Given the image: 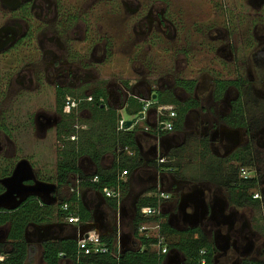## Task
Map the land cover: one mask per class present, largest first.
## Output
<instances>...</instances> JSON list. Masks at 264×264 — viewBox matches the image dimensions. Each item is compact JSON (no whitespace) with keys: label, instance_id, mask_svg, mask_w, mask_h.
<instances>
[{"label":"rangeland","instance_id":"obj_1","mask_svg":"<svg viewBox=\"0 0 264 264\" xmlns=\"http://www.w3.org/2000/svg\"><path fill=\"white\" fill-rule=\"evenodd\" d=\"M131 1L125 2L128 8H134L138 3L142 8L152 4L155 0ZM165 1L169 4V11L172 12V15L176 18L179 17L178 20L182 21L181 24H174L176 28L175 39L166 40L163 33L160 30L155 31L154 27L150 32L147 28L139 30L138 26L135 25L136 18L134 15L137 12L127 11L120 0H60L59 9L53 11L46 23L40 25L38 20L32 19L29 24L31 27L42 26L41 32L38 33L34 30L37 40L33 42L30 40L27 46L7 50L8 54L0 58V84L2 85L0 88L4 86L5 89L3 93L4 103L1 108V117L3 116L4 119L2 121L0 118V123L5 122V126L9 130L8 133L0 130V165H3L6 159L11 165L15 161L26 159L35 170L38 180L52 181L55 178L56 166L59 161L58 153L68 146L67 142L57 134L59 127L65 124V120L63 118L61 121L56 110L58 101L55 94L56 84L53 78L51 80L49 78L50 83L42 80L41 77L44 74L41 72L42 70L38 73L34 68L21 71L22 67L28 65L34 67L33 65L36 64L37 67L39 65L42 67L48 63V59L43 55L49 51L57 54L58 58L55 59H58L59 62H56L55 66L58 68L63 64L62 62L69 60L73 63L80 61L88 65L92 64L93 69H95V76L101 79L97 84H87L85 87L67 91L69 98L65 103L63 112L69 110L66 106L70 104L69 107L75 117L73 124L75 128L84 127L88 129L91 115L87 107L79 108V104H72L71 99L79 100L84 97L86 99L88 95L102 89L106 94V107L114 109L122 104L124 92L128 94H131V91L134 93L143 92L145 85H141L139 79L145 78L146 84L154 91L158 87L156 82L159 79L167 82V78L163 77L165 74H171L173 77L175 76V79L179 77L195 79L198 82V89L194 97L197 95L201 98L206 116L219 124V116L225 112L228 101L235 98L236 92L233 88H229L222 99L213 104L211 98L212 80L218 78L231 80L241 76L242 80L251 82L253 89H245L242 92L247 108L246 119L252 130L247 145L252 156L249 158L251 163L247 168L255 170L259 183H264V99H260L259 92L256 91L259 86L256 85L255 71L250 64V56L258 48L256 43H259L257 37L260 35H256L257 32L255 33L253 27L247 25V22L244 23L245 25L240 24L244 14L243 11L240 12L239 1H236L235 5H230V0ZM227 6L233 8L231 15L232 20H235L230 35L232 41L224 36L223 29L228 14ZM55 15L57 17L54 18ZM8 18V12L0 5V28ZM248 20L250 21L249 17ZM134 26L137 32L148 33L147 39L143 38L144 42L141 44L138 42L140 36H136L139 34H136L133 29ZM173 31L174 29L169 28L170 37H173ZM214 36H217L215 41L213 40ZM47 38H53L55 44H48ZM40 40L44 43V50H41L38 44ZM247 43L248 46L245 45ZM228 49L239 59V61L233 62L234 65L224 58ZM144 60L148 61L145 63ZM58 71L59 69H55L52 72L54 75H58ZM6 76L9 78L8 82L6 78L4 80ZM36 77L39 79L35 80ZM7 86L8 89H6ZM86 91L87 94L85 95ZM175 93L180 101L188 97L187 93L178 89ZM190 96L193 97V94ZM117 113L124 120L128 119L124 112L120 113L118 110ZM197 113L196 118L198 120H195V115L192 117V114L188 119L193 120V123L199 122L203 116H201L202 113ZM187 130L189 128H183L181 133ZM179 136L176 138V143L182 141ZM184 136L188 138L185 147L187 151L183 157H180V160H173V164L177 165L178 163L177 177L181 178L182 187L192 188L197 186V181L192 179L191 169L196 166L195 162H198V154L193 148L200 149L201 141L195 135ZM190 140H194V142ZM174 143L175 137L165 140V145L170 146L171 149H169V154L176 151L171 148ZM222 154V150H217L213 157L224 162L222 164V171L224 172L230 163H226L227 159L220 157ZM181 155L183 154L181 153ZM233 166H236L235 163ZM247 168L237 170L239 177L241 169ZM93 171L87 175L93 174ZM223 172L222 175L224 176ZM70 182L71 184L74 183L71 180ZM198 182L201 183V186L203 184H215L219 189H225L220 188V185L215 182ZM57 190V199H60L61 196L65 197L69 192L67 187L60 190L57 187ZM182 191V188H178L173 192L178 195ZM253 191L258 194L256 188ZM226 194V191L222 193L225 198H227ZM131 201L134 200L128 202L131 203ZM169 202L172 203V201ZM132 205L133 203L129 204L126 211L128 212V220L122 221V229L127 237L128 247L136 248V242L132 237V223L129 221L134 213ZM163 207L165 211H168L170 205L168 203ZM250 209L252 208H245L241 212L244 211L249 216L251 215V224L259 232L264 243V197L262 203H259L252 214ZM173 210L175 211L174 205ZM148 224L153 225L154 222ZM179 227L181 226L179 225ZM152 232L153 230H150L151 235ZM166 241L169 244L174 242L173 239H166ZM166 258V263L168 258H174L173 264H181L182 262V256L175 251H170Z\"/></svg>","mask_w":264,"mask_h":264},{"label":"trees","instance_id":"obj_2","mask_svg":"<svg viewBox=\"0 0 264 264\" xmlns=\"http://www.w3.org/2000/svg\"><path fill=\"white\" fill-rule=\"evenodd\" d=\"M237 83L217 80L215 81V94L220 97L227 85H237ZM176 86L191 94L194 82L192 80H177ZM91 97L94 101L79 103V108L87 107L90 111L91 122L88 124L89 128H75L73 125L75 117L72 109L68 114L63 115L62 119L64 118L65 124L60 126L58 135L67 142L68 146L58 153L59 161L56 166L54 180H40L54 183L60 190L68 186L70 178L74 176L81 187L86 186L100 193L104 189L115 190L118 187L121 196L127 185V181L121 182L119 174L123 171L128 174V172L137 169L142 164L138 155L135 130H120L119 122L121 116L115 109L101 106L102 104L99 102V99L106 97L104 90L96 91ZM64 99L65 94H60L59 92L57 101L58 112L62 113V109L65 106ZM153 102L155 103L153 107L157 105H171L175 107L178 116L173 122V131L182 130L186 113L196 107V103L193 100L189 99L184 104H180L167 92L158 93L156 100H153ZM142 105L138 99L129 97L125 113L127 116H137L141 111ZM240 108V105L233 106L231 115L225 118L228 126H245L241 118L242 111ZM81 125L83 126V124ZM70 137H75V139L70 140ZM200 145L199 154L204 161H207L205 171L209 174V181L215 182L225 188L229 201L236 207L248 206L257 208L259 202L252 199L250 192L256 181L251 179L243 180L237 172L239 168H247L250 165L251 160L249 158L252 156L250 148H240L230 155L226 162L230 163V166L223 172L222 164L224 162L216 160L210 154L205 142L202 141ZM125 149L132 152L133 155L129 156ZM111 150L114 152V163L110 169L106 170L101 168L99 163L103 154ZM84 155L88 156L96 168L95 172L89 176L84 175L77 166V159ZM172 158L169 156L165 157V162L159 164V167L177 172L178 163L177 165L173 164V160H176V158ZM234 163L236 166H233ZM176 168L177 170H175ZM9 174L10 169L0 167V178H5ZM94 177L97 178V181L91 182ZM151 192L155 193L156 191L152 190ZM109 201L115 208L117 200L113 198ZM161 202V199L152 196L142 197L135 204L136 215L132 223V234L139 247L121 251L117 256H113L117 253V236L114 232L105 237H100L101 243L108 250L106 254L88 256L83 261L87 264H161L166 255H159L153 249L156 239L145 237L138 232L142 224L154 222L159 224V234L164 238L168 252L176 251L182 256L183 260L181 264H200L201 259L205 260V264H214L212 243L201 230L197 228H188L183 231L176 230L168 224L166 216L161 214V212L153 218L144 219L139 216V211L142 208H159ZM63 205L67 206L66 211L62 210ZM69 216L78 218L79 223L91 220L90 212L80 203L75 189H73L69 196H61L56 204H43L35 198H29L14 211L7 212L0 210V228L8 225L5 239L0 240V256H4L0 264H24L28 260L31 250L24 240V232L27 226H44L53 223L62 224L64 218ZM166 239H173L174 242L169 244ZM41 249V258L44 264H59L62 258L68 259L72 264H76L75 261L78 254L76 238H61L54 242L45 241L41 244ZM201 251H205V254L200 255ZM240 264L262 263L243 260Z\"/></svg>","mask_w":264,"mask_h":264},{"label":"flooded vegetation","instance_id":"obj_3","mask_svg":"<svg viewBox=\"0 0 264 264\" xmlns=\"http://www.w3.org/2000/svg\"><path fill=\"white\" fill-rule=\"evenodd\" d=\"M59 1L60 0H0V5L2 6L3 9H6V12H8L9 14V18L0 28V58H3L5 55L8 54L6 52L7 50L9 51L17 47L27 46L29 45L30 40H32V42L36 41L37 37H35L34 30H36L39 33L42 31V26L31 27L29 25L31 23L30 21L32 19L38 20L41 23L40 25L46 23L49 17L52 15L53 11L59 9L58 6ZM120 1L121 3H123L127 11L133 13L137 12L136 15L134 16L136 18L135 25L138 26L139 30H141L142 28L144 29L147 28V30L150 32L155 28L154 29L155 31L160 30L163 33V36L166 40H169L170 38L175 39L176 28L174 24H181L182 21L178 20L180 19L179 17L176 18V16L172 15V12L169 11L170 6L169 4L166 3L165 0H155L153 1L152 4H149L148 6L147 5L143 6L142 8L139 3L134 8H128L125 5V2L131 0H120ZM236 1L240 2L239 9L240 12L243 11L244 14L240 21V24H244L245 22H247V25L253 27L255 33L257 32L256 35L258 36L260 35L259 37L256 36L259 41V43L258 42L256 43L258 48H256V50L251 54L250 64L252 65V69L255 71L256 81H257L256 85L257 87L259 86V88H257L256 91L259 92L258 93L259 98L264 99L263 98L264 97V0H230V5L232 4L235 5ZM227 9H228L227 11L228 14L225 19V24H224L225 26L223 27L224 36L227 37V39L229 38L230 41H232V37L230 35H231V29L234 26L233 22L235 20L234 21L232 20L233 18L231 15L233 8L227 6ZM55 17H57V15H55L54 18ZM248 17L250 21L248 20ZM67 21L68 20L66 19V22ZM168 27L171 28V30L174 29V31L172 32L173 37H170L171 33H169ZM133 29L136 31L135 26L133 27ZM136 34H139L136 35L137 37L140 36L138 38V42L140 44L141 42H144L143 40L148 35V33L144 31H138V32L136 31ZM216 37L217 36L213 37L214 41L217 40ZM52 39L53 38H47L48 44L51 45L55 44ZM38 44L41 50L42 49L44 50L43 41L41 40L38 41ZM245 45L248 46L249 44L247 43ZM55 46L57 48V45ZM56 55H57L56 53H51L48 51L45 55H43L45 58L48 59L49 61L48 63L44 64L42 67H40V65L39 67H37L38 65L36 64L33 65L34 67L28 65L27 67H22L21 71L25 69L32 70V68H34L35 71L38 73L42 70L41 72L42 73L44 72L43 74L44 76L42 75L41 78L47 83H50L51 78H53L56 84L55 94L57 95V97L59 92L60 94L62 93L65 94L66 98L63 101L64 103H66V101L68 100L69 96H67V93L72 91L71 89L73 90L79 89L83 86L85 87L87 84L94 85L97 84L98 81H101L99 77L95 76V72H94L95 69H93L92 64L88 65L80 61L79 63L78 62L73 63V61L69 60L70 62L69 61L62 62L63 64L58 68L57 66H55V63L59 62L58 59H55L58 58V56ZM224 58L226 59V61H231L233 65L236 61H239L237 56L233 54V52H231L230 49H228V52L226 53ZM144 61L146 63L148 60H144ZM55 69H59L58 75L57 74L54 75V73L52 72ZM163 77L165 79L167 78L166 80L167 82L165 83L161 79H159L158 82H156V85L158 87L155 88L154 91L151 90L153 95L157 97L158 93L167 92L170 94V96L173 97V99H175L180 104H184L186 101L191 99L196 103V107L189 110L192 114V117L195 115L194 119L198 120V118H196V114H198L197 112L202 113L201 116L203 117L200 119L199 122L193 123V120H190L188 126L189 130L186 131L185 134L186 136H189V134L192 136L194 135L197 136L198 140L206 143L207 148L213 154H215L217 150H222L223 154L220 157L225 159L229 158V156L232 155L238 149L248 147L247 145L249 143V138L251 137L252 130L248 126V120L246 119L247 108L242 97V92L245 89L246 90L253 89V87H251L253 86L251 82L248 83L247 80L245 81L242 80L241 76L239 78L231 79V80L220 79V78L212 80L213 91L211 98L213 104L221 100L223 95H225V93L228 92L229 88H233L234 91L236 92L235 98L233 100L228 101V107L226 108L225 112L221 116H219L220 123L217 124V122H215L213 119H210L208 118V116H206V111L204 110V107L202 105L203 101H201V98L197 97V95H195L194 97V94L198 89L197 88L198 82H196L195 79H183L180 77L175 79V76L173 77V75L171 74H165V76ZM5 78L6 81L8 82L9 81L8 76L4 77V80ZM38 79L39 77L35 78V80ZM144 79L145 78L141 80L139 79L141 85H145L144 90H142L143 92L134 93L133 91H131L132 92V93L130 92L131 94L124 92L125 96L122 98L123 100L122 104L119 107L114 108L116 111H118L123 104L126 107V103L129 97H133L135 99H140V100H145V99L152 100L151 96L153 95L148 92L150 86L146 84L147 81H144ZM177 80H192L194 82L193 90L191 93L193 94V97L190 96L191 94L187 93L181 87L176 86ZM217 80L234 82V83L238 82V83L237 85L236 84L227 85L223 90L222 95L218 97L215 94L216 93L215 81ZM0 87H2L1 84ZM6 89H8V86ZM176 89L184 91L185 93H187L188 97H186L183 101H180L176 96L175 93ZM131 90L133 89L131 88ZM4 91L5 89L3 86V88H0V118L2 119V121L4 119L3 116L1 117L2 114L1 108L4 103L3 101ZM86 94L87 91L85 95ZM88 97H91V95H88L86 99L84 97L83 98L84 100L80 98L79 100L71 99V101H73L72 104L75 103L79 104L81 102L87 103L94 101L92 97L91 100L88 101L87 100ZM106 101H107L106 97L103 98L101 101L99 100V102L102 104L101 106L104 107H106L107 104ZM235 105H240L241 107L240 108L242 111L241 118L242 121H244V125H245L243 127H230L225 122V118L231 115L232 108ZM63 109H62V113L58 112L57 104H56V110L60 115L61 121L63 115L68 114L71 110L69 109L67 112L66 111L63 112ZM175 113L177 117L178 112L176 110ZM80 129H87V128L81 127ZM0 130L3 131L4 133H8L9 130L7 126H5V122H3V124L0 123ZM58 132L59 130L57 131V134ZM17 162L18 161H15L11 165L6 159L4 160V164L0 165V167L3 168L7 167L8 169H10V174H11ZM33 171L36 175L34 169ZM245 172H246L245 179L242 176H240V178L243 180L251 179L256 181L254 187L251 188L250 192L253 200L262 203V199L264 197L263 195L264 183L262 182L261 184L259 183V179L256 175L255 170L247 168L245 169ZM220 188L223 189V187L221 186ZM254 188H256L258 194L254 193L253 191ZM222 191L225 192L226 189L221 190L218 187H216L215 184H205L202 185V187L183 188V191L180 194L170 196L169 199L176 204L175 211L172 210L171 213L168 214L170 224L173 225L172 227H174V229L183 231L190 228L191 223H194V221L197 219L196 220V222H198L197 226L193 228H197L201 230L207 236L208 240L212 243L214 264H236L237 262H239L240 264L243 260H249L252 262L264 264V259H262V257H264V243L262 242L261 235L256 230V228H253L250 219L251 215L249 216L244 211L241 212L243 209L250 207L248 206L241 208L236 207L235 205L231 204L227 194H226L227 198H225L222 195L223 193ZM2 192H3V188L1 187L0 193ZM181 197L183 202H185L184 204L186 205V211H182V209H180L179 207ZM199 200H204L205 204L207 205V212L203 215L202 219H201L202 209ZM38 201L41 202L40 200ZM254 209L255 208L250 209L251 214L254 211ZM179 225L181 227L178 228ZM101 234L103 233L101 232ZM203 252L205 254V251Z\"/></svg>","mask_w":264,"mask_h":264},{"label":"crops","instance_id":"obj_4","mask_svg":"<svg viewBox=\"0 0 264 264\" xmlns=\"http://www.w3.org/2000/svg\"><path fill=\"white\" fill-rule=\"evenodd\" d=\"M148 92L153 95L150 87H149ZM154 109L155 108L153 106L150 107L146 111V115L144 118L138 119L129 129H127L128 131L135 130V138H136L138 155L140 157V160L142 161V164L137 169L128 172L127 176H125L127 185L124 191L122 192V195L120 196V198L115 199L117 200L116 207L114 208L111 205V202L109 201L113 198H106L104 197L103 193H100L99 191H95L89 187H86V186L81 187L79 185V182L77 181V178L72 176L70 180L73 181L74 183L72 182L73 184H71L70 182L68 186H65L69 190L68 195H66L65 197L69 196V194L73 191V189H75V192L77 194V197L80 203L83 205V207L88 212H90L91 220L87 222L79 223L76 225L67 224L63 222L60 226H57V227H52V226L44 227V226H37V225L27 226L24 232V240L28 244L31 251H30L28 260L24 264H44L41 258V252H42L41 244L45 241L54 242L61 238H71V239L76 238L77 239V237L79 236L85 237L87 235H96V234L99 235L101 234V232L103 234L108 233V235L115 232L117 236L116 246L118 245L121 251H127V250L134 249V248L128 247L127 245L128 240H127L126 235L123 233V229H122V221L128 220V217H127L128 212L126 211L128 210L129 204L133 203L132 207L134 209V213L132 217H130L131 220H129L131 223H133L134 217L136 215V205L135 204L137 200H139L142 197H152V196H156L159 198V194L161 193L165 195H169V196H174V195H177V194H174L173 192L175 189H178V188L183 189L181 185V183L183 182L180 180L181 179L180 177H177V172L168 171L166 169L160 168L156 160L158 158H161V157L165 158L168 156L171 158L174 156L176 160H180V157H183L185 151H187L185 147L188 143V138L184 137L186 132L181 133V130L180 131L174 130L171 133H167L163 131H155L153 129H150V128H154V123H153V120L155 118ZM119 110H120V113L121 112L125 113L124 104L120 107ZM190 115H191V112L188 111L184 118L183 128H188L189 123H190V120L188 118ZM127 117L128 119H125V120L132 119L135 116L133 117L127 116ZM121 119L124 121V118L122 116H121ZM145 128H149L150 130L145 131L144 130ZM180 134L181 136H179ZM177 136H179V138L180 137L182 138L181 142L176 143ZM172 137H175V143L171 146V148H174L176 151L175 153L170 152L171 154H169L170 146L165 145V140L172 138ZM193 139H196V138H193ZM190 141L194 142V140H190ZM195 141H198V140H195ZM193 149H195V151L198 154V162H195L196 166H194L191 169L193 173L192 179L197 181L196 182L197 186H194V187H202L201 183H199L198 181L204 182V183L210 182L209 174L205 171V168L207 166L206 164L207 161H204V159L201 158L199 154L200 149H197V150L196 148H193ZM181 153L183 155L180 156ZM210 154L212 156H215V154H213L212 152H210ZM113 163H114V152L110 151L108 153V151H106L101 157L99 165L101 168L108 170L110 169V167H112ZM77 166L82 171V173L86 176H89L87 174L93 170L94 171L92 173H94L96 169L92 161L86 155L81 156L79 158L77 162ZM177 168L175 170H177ZM152 190H155L156 192L153 193L151 192ZM57 200L58 199L56 197V203H57ZM129 200H134V201H131L130 203L128 202ZM169 201H172V200L170 199L162 200L161 205H160V212L161 214L166 216L168 223L170 222L168 218V214L170 213L171 210H173V205L176 208V204L173 202L171 203ZM168 203L170 205V208L168 211H165L163 206ZM170 226L172 227L171 224ZM190 228H193V227L190 225ZM0 231H1L0 240L2 241L6 237V233L8 231V225L0 228ZM132 237H133V234H132ZM135 242H136V248L139 247L136 240ZM132 243L133 242H131V244ZM169 253L170 251L168 252V254ZM166 257L162 261L161 264H167L165 262ZM3 258L4 256H0V261H2ZM59 264H72V263L68 259L62 258L59 261Z\"/></svg>","mask_w":264,"mask_h":264},{"label":"built area","instance_id":"obj_5","mask_svg":"<svg viewBox=\"0 0 264 264\" xmlns=\"http://www.w3.org/2000/svg\"><path fill=\"white\" fill-rule=\"evenodd\" d=\"M88 101L91 100V97L87 98ZM100 101L102 99H99ZM139 102H141L142 108L141 111L139 112V114H142V118L145 117L146 115V111L155 105V103L152 100H140L138 99ZM72 105V104H71ZM68 109H70L69 104H67L66 106ZM155 109V118L153 120L154 123V128H150L153 129L155 131H163V132H167V133H171L173 132V122L174 119L176 118V113H175V108L171 105H157L156 107H154ZM68 111V110H67ZM141 118V119H142ZM119 129L120 130H125L123 129V120L121 119L119 122ZM149 128H145V131L150 130ZM75 137H70V140H74ZM125 151L127 152V154L129 156H132L133 153L130 152L129 150L125 149ZM157 164H162L165 162L164 157L158 158L156 160ZM169 171V170H168ZM245 170L241 169V175L244 179H245ZM125 176H127L126 172L123 171L119 174V180L121 182H126ZM97 178L94 177L91 182H96ZM103 195L106 198H114V199H119L120 198V190L117 187L115 190H110V189H104L103 190ZM159 198L162 200H168L170 198L169 195H165V194H159ZM63 211L67 210V206L63 205L62 207ZM160 214V207L159 208H150V207H146V208H142L139 211V216L141 218H153L156 217L157 215ZM64 223L67 224H79V220L78 218L74 217V216H69L64 218ZM49 225H54L55 227L60 226L61 224L58 223H53V224H49ZM44 226H48V225H44ZM150 230H153V234H150ZM139 234L144 235L145 237H150V238H155L156 242L153 245V249L157 252V254L159 255H167L168 254V250H167V245L165 244L164 238L159 234V224L158 223H154L153 225H149L148 223L146 224H142L139 229H138ZM108 233L106 234H99V235H87V237L82 236L81 239H79V237H77V257H76V264H87L83 261V259L85 257L88 256H94V255H100V254H106L108 252L107 248L105 247V245L103 243H101L100 241V237H105L107 236ZM117 253L114 254L113 256H117L119 254V252H121L120 247L117 245ZM204 252L201 251L200 255H203ZM88 264H95V263H88ZM200 264H205V260L201 259Z\"/></svg>","mask_w":264,"mask_h":264},{"label":"water","instance_id":"obj_6","mask_svg":"<svg viewBox=\"0 0 264 264\" xmlns=\"http://www.w3.org/2000/svg\"><path fill=\"white\" fill-rule=\"evenodd\" d=\"M155 98L156 96L153 95L152 100H155ZM141 118L142 114H138L132 119L124 120L123 129H129L138 119ZM0 186L3 188V192L0 193V210H4L7 212L14 211L29 198L38 199L43 204L56 203L55 195L57 192V185L54 183L38 180L31 164L25 159H21L15 164L9 176L0 178ZM182 197L179 203V207L180 209H182V211H186V205L184 204L185 202H183ZM199 201L202 209V219L203 215L207 212V205L205 204L204 200ZM196 220L194 221V223H191L192 227L197 226L198 222H196ZM48 226L55 227L54 225ZM81 238L82 236H79V239ZM173 262L174 258H168L167 264H173Z\"/></svg>","mask_w":264,"mask_h":264}]
</instances>
